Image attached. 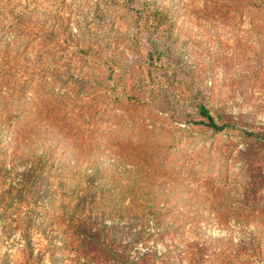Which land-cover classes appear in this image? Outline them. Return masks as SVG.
<instances>
[{
	"label": "rangeland",
	"instance_id": "rangeland-1",
	"mask_svg": "<svg viewBox=\"0 0 264 264\" xmlns=\"http://www.w3.org/2000/svg\"><path fill=\"white\" fill-rule=\"evenodd\" d=\"M93 189L134 259L264 264V0H0V264H76Z\"/></svg>",
	"mask_w": 264,
	"mask_h": 264
},
{
	"label": "trees",
	"instance_id": "trees-1",
	"mask_svg": "<svg viewBox=\"0 0 264 264\" xmlns=\"http://www.w3.org/2000/svg\"><path fill=\"white\" fill-rule=\"evenodd\" d=\"M199 113L209 120L212 126L217 127L213 116L206 107L202 106ZM22 176V184H27L30 179L35 177L32 173ZM113 189L115 191L118 186ZM103 194L95 189L93 191L84 190L80 194L77 199L79 205H86L85 210L89 208L92 215L82 214L79 216L76 210L75 214L67 218L68 225L65 224V227L68 229V237L65 239L64 247L68 248L72 244V249L78 254L76 264H151L153 261L151 252H145L139 259H134L128 254L126 246L121 242L120 237L123 232L118 224L114 223L110 227L103 226L106 218L104 216L109 214L107 201H105L107 198L102 197ZM95 210H98V216L93 215ZM55 222L59 223L60 229L63 230L61 226L63 222L58 220ZM49 252L53 255V250H49ZM165 264H169V262H165Z\"/></svg>",
	"mask_w": 264,
	"mask_h": 264
}]
</instances>
